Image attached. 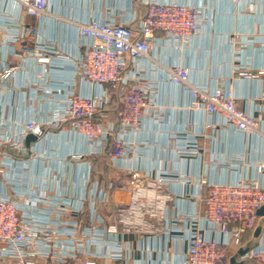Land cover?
<instances>
[{
	"label": "crops",
	"instance_id": "obj_1",
	"mask_svg": "<svg viewBox=\"0 0 264 264\" xmlns=\"http://www.w3.org/2000/svg\"><path fill=\"white\" fill-rule=\"evenodd\" d=\"M176 1L202 9L200 30L187 44L157 32L148 61L138 66L129 62L125 74L139 72L157 83L153 100L162 118L145 117L128 137L135 148L131 158L113 161V140L103 151L95 150L67 122L56 128L50 121L56 112L65 111L70 95L102 91L77 75L80 27L105 20L132 25L148 11L147 4L143 0H48L47 13L38 20L21 19L15 1L0 0V131L10 139L0 157V197L19 202L26 220L35 227H52L58 233L56 241L85 248L66 262L37 255L35 264H184L191 227L183 221L175 223L174 218L197 213V224L206 236L218 237L206 231L203 220L204 192L198 187L202 178L222 184L250 180L264 186V169L259 168L264 164V0ZM42 45L46 51L40 50ZM39 56L49 60L41 61ZM169 65L187 67L190 82L201 89L231 85L239 107L255 117L258 130L245 133L224 125L218 114L191 109L190 94L169 81ZM7 67L10 73L4 74ZM240 69L256 77H241ZM124 89V85L111 89L100 112L104 123L119 124ZM28 121L41 126L43 134L29 145L28 135L23 147L13 145L25 135ZM210 122L216 124L214 129L207 127ZM195 142L196 153H181ZM135 173L140 175L138 181L142 177L160 181L150 191L153 197L169 196L165 219L142 216L140 223L152 229L141 224L127 229L128 221L137 222L135 215H128L134 204ZM165 178L171 180L162 182ZM147 182L141 181L142 189L151 190ZM96 183L107 195L91 203L89 195ZM109 225H116L117 234L107 231ZM258 225L260 236L254 238L255 229L246 232L241 248L264 244V216H258ZM116 249L123 251L124 259L106 256ZM239 249L228 247L229 258L256 264L239 255Z\"/></svg>",
	"mask_w": 264,
	"mask_h": 264
},
{
	"label": "built area",
	"instance_id": "obj_2",
	"mask_svg": "<svg viewBox=\"0 0 264 264\" xmlns=\"http://www.w3.org/2000/svg\"><path fill=\"white\" fill-rule=\"evenodd\" d=\"M13 1L19 6L21 19L29 16L41 20L47 13L48 0ZM232 1L244 3L245 0ZM143 2L147 4L148 11L134 20L132 25L105 20L91 21L80 27L78 43L82 52L76 62L77 75L83 80L99 85L102 91L96 95H70L65 111L56 112L50 121L56 128L67 122L73 130L85 135L87 144L95 150L103 151L113 140L110 153L113 161L131 158L135 148L128 137L131 131L141 127L145 117L151 116L157 120L162 118V113L153 100L157 83L143 77L139 72L125 74L129 62L138 66L143 61H148L152 46L158 39L157 32L176 43L187 44L199 32L203 21L202 9L176 0ZM40 50L46 51L47 47L42 45ZM39 59L45 62L49 60L47 56H39ZM10 70L7 67L4 74L10 73ZM238 72L241 77H256L251 76L245 69ZM167 77L171 83L190 94L191 109H202L209 116L218 114L222 117L224 125L245 133L258 130L255 117L239 107L231 85L229 88L218 85L213 90L201 89L190 82L189 70L181 65H169ZM118 85L126 87L122 94L119 124L104 123L100 112L109 101L111 89ZM215 126L213 122L207 124L208 128L214 129ZM43 131L35 121H28L24 128L25 135L12 144L23 147L25 136L31 133L42 135ZM7 141H10L9 137L0 131V157L3 156V145ZM197 151L195 142L190 143L181 153L193 155ZM259 168L264 169V164ZM132 177L135 189L132 198L134 204L128 215H135L137 222L128 221L127 229L139 224L152 229V225L140 223L142 216L146 213L157 220L165 219V202L169 196L153 197L150 194V191L160 185V181H149L151 178L148 177H142L138 181L140 175L137 173ZM170 180L171 178H165L162 182ZM141 181H148L147 188L151 190L142 189L144 186ZM95 186L96 189L89 195L91 203L97 199L104 200L107 195L106 191L98 189L97 183ZM198 187L199 191L204 192L203 220L207 225L206 231L217 233L218 237L206 236V232L197 224V213L174 218L175 223L183 221L191 227L184 264H230L228 247L241 248L243 235L257 227L258 211L264 206V186L250 180L222 184L209 183L202 178ZM22 209L19 202L0 197V264H35L34 258L37 255L44 258L55 257L58 261L66 262L85 250L84 245L75 246L71 241L56 243L54 236L58 233L52 227H35L26 220ZM125 217L127 220L128 216ZM107 231L117 234L116 225H109ZM106 256L114 261L125 258L121 249L110 250ZM243 258L253 260L256 264H264V244L249 250Z\"/></svg>",
	"mask_w": 264,
	"mask_h": 264
},
{
	"label": "water",
	"instance_id": "obj_3",
	"mask_svg": "<svg viewBox=\"0 0 264 264\" xmlns=\"http://www.w3.org/2000/svg\"><path fill=\"white\" fill-rule=\"evenodd\" d=\"M37 140V136L34 134H28L26 137V143L29 145L31 142H34ZM258 216H264V206L258 211ZM262 232V226L258 225L254 231V238H258ZM252 243H250L247 247L245 248H240L238 251V254L243 256L245 255L251 247ZM230 264H243L242 262H237L235 257H231L230 259Z\"/></svg>",
	"mask_w": 264,
	"mask_h": 264
},
{
	"label": "rangeland",
	"instance_id": "obj_4",
	"mask_svg": "<svg viewBox=\"0 0 264 264\" xmlns=\"http://www.w3.org/2000/svg\"><path fill=\"white\" fill-rule=\"evenodd\" d=\"M56 243H58V241L55 240ZM60 242V241H59Z\"/></svg>",
	"mask_w": 264,
	"mask_h": 264
}]
</instances>
